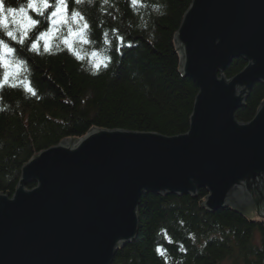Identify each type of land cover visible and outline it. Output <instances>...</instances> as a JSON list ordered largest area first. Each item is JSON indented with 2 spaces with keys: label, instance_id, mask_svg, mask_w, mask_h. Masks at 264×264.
<instances>
[{
  "label": "water",
  "instance_id": "obj_1",
  "mask_svg": "<svg viewBox=\"0 0 264 264\" xmlns=\"http://www.w3.org/2000/svg\"><path fill=\"white\" fill-rule=\"evenodd\" d=\"M174 42L198 88L188 129L93 126L34 153L13 194L0 192V264H110L137 236L148 192L205 187L208 210L248 207L247 217L264 219V100L248 121L235 117L264 83V0H191ZM235 57L246 64L226 78Z\"/></svg>",
  "mask_w": 264,
  "mask_h": 264
},
{
  "label": "trees",
  "instance_id": "obj_2",
  "mask_svg": "<svg viewBox=\"0 0 264 264\" xmlns=\"http://www.w3.org/2000/svg\"><path fill=\"white\" fill-rule=\"evenodd\" d=\"M164 2L166 15L152 17L148 29L120 27L108 18L105 26L118 27L132 46L113 51L112 68L100 76L78 72V65L65 54L30 60L32 85L41 98L24 99L16 89L4 91L10 107L0 112V192L12 195L21 166L34 153L65 137L77 138L90 127L165 135L188 129L198 88L179 69L174 33L191 0ZM120 7V21L135 25L131 11ZM95 35L100 36L99 30ZM245 64L242 57H235L223 73L231 78ZM262 100L264 83L258 81L235 111L236 119H251ZM207 193L205 187L195 196L143 193L137 208L138 234L116 249L110 264H165L155 251L157 245L183 264H264V219L247 217L248 207L226 205L210 211L202 205ZM161 228L171 244L158 235Z\"/></svg>",
  "mask_w": 264,
  "mask_h": 264
},
{
  "label": "clouds",
  "instance_id": "obj_3",
  "mask_svg": "<svg viewBox=\"0 0 264 264\" xmlns=\"http://www.w3.org/2000/svg\"><path fill=\"white\" fill-rule=\"evenodd\" d=\"M121 5L136 18L135 25L131 20L120 21ZM166 12L164 0H0V112L10 107L4 99L5 89L19 90L24 99L41 98L32 85L30 60L65 54L78 65V72L100 76L112 68L113 51L132 46L118 27L105 26L108 18L120 27L143 30L152 17ZM161 234L167 243L173 242L166 229L161 228ZM179 250L185 251L183 245ZM155 251L165 264H183V260L173 261L161 245Z\"/></svg>",
  "mask_w": 264,
  "mask_h": 264
},
{
  "label": "bare ground",
  "instance_id": "obj_4",
  "mask_svg": "<svg viewBox=\"0 0 264 264\" xmlns=\"http://www.w3.org/2000/svg\"><path fill=\"white\" fill-rule=\"evenodd\" d=\"M13 194V193H12ZM161 194H163V195H167V194H170V193H161ZM207 209V208H206Z\"/></svg>",
  "mask_w": 264,
  "mask_h": 264
},
{
  "label": "rangeland",
  "instance_id": "obj_5",
  "mask_svg": "<svg viewBox=\"0 0 264 264\" xmlns=\"http://www.w3.org/2000/svg\"><path fill=\"white\" fill-rule=\"evenodd\" d=\"M256 236H257V234H256Z\"/></svg>",
  "mask_w": 264,
  "mask_h": 264
}]
</instances>
